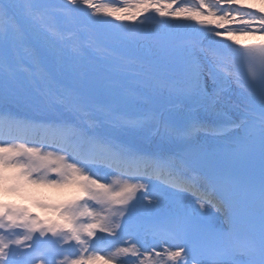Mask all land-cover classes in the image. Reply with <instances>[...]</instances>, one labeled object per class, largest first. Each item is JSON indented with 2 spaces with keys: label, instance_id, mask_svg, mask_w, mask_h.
Instances as JSON below:
<instances>
[{
  "label": "snow or ice",
  "instance_id": "6c2138e0",
  "mask_svg": "<svg viewBox=\"0 0 264 264\" xmlns=\"http://www.w3.org/2000/svg\"><path fill=\"white\" fill-rule=\"evenodd\" d=\"M152 13L193 38L150 39ZM33 43L51 57L46 66L13 62ZM232 91L235 117L221 108ZM8 95L61 115L0 112V197L71 195L34 199L43 217L0 199V264H264V0H0V105ZM145 131L187 144L232 138L227 158L258 154L259 178L209 163L195 146L164 155L117 135ZM169 197L176 209L161 212Z\"/></svg>",
  "mask_w": 264,
  "mask_h": 264
},
{
  "label": "bare ground",
  "instance_id": "6f19581e",
  "mask_svg": "<svg viewBox=\"0 0 264 264\" xmlns=\"http://www.w3.org/2000/svg\"><path fill=\"white\" fill-rule=\"evenodd\" d=\"M249 2H258V0H249ZM108 19H111V18H108ZM126 23H130V22H126ZM172 23L178 24V23H194V22H184V21L173 20ZM147 27L149 28V30H147V33L150 34V39L160 40V41H164V42H171L174 44H177V42L179 41L180 38H178V35L180 33L187 34L186 30L180 31L181 29H187V28L169 27L171 30V34H172V39L166 41V38H165L166 37V35H165L166 31L158 29V28H154L151 25H147ZM96 30H97V32L100 31L98 28ZM97 32H95V33H97ZM188 34L193 37L192 31H189ZM102 38H103V35H102ZM98 43H100V42H98ZM36 44H37V46H36L37 51L41 50L43 54L44 53L46 54V50L39 43H33L28 48L23 47V50L28 51V50L34 48V46ZM14 53L17 55V52H14ZM123 54L128 55V56L133 57V58H136V59H140L144 55V50L134 48V51H130L128 49H125V50H123ZM11 57H14L13 53L11 54ZM32 57H34V55L32 53L28 54V56L24 59H21V61L22 62H28ZM37 57H38V54H37ZM47 64L48 63H46V65ZM23 83H24V87L29 86V84L28 83L26 84L25 81H23ZM29 93L32 95H35V93L32 92V89H31V91H29ZM15 98H17V97H15ZM18 99L21 100V99H23V97L19 96ZM12 101H14V100H12ZM239 102H240V97L238 96V94L235 91H232V92L227 93L224 96L222 103H221V108L223 109V111L227 112L229 115H232L233 113L230 110L233 109V107L235 108V105H237ZM21 104L27 106L29 109H33L36 112H40V113L43 112L44 113V111H38L36 106L33 103L28 102L24 99H23ZM235 110H236V108H235ZM46 113L50 117L53 114L56 119L60 118V115L56 114L55 112H46ZM63 115L66 117L68 114L63 113ZM47 119H51V118H47ZM149 132L150 131H145L143 133L129 134V135L122 134L120 137L122 138V141L130 142L132 144H133L132 141H134V140L137 141L136 143L133 144L134 146L136 144H140V142H142L143 145L147 147V146L151 145V143H153L155 141V138L158 136V135H152L149 137V136H147V134ZM70 195H71V192L67 191V190L58 191V190L50 189V188H39V189L30 190L27 198L21 197L18 195H11L10 194V195L0 197V199H5L4 197H7L6 201H8L10 203H15V204H19V205H23L25 207H28L31 209L32 212L36 213L38 216L43 217L46 215V213H44L40 209H37L33 206V200L34 199H44L47 201H58V200L66 199ZM160 205H162V207H164L165 201H163L161 199Z\"/></svg>",
  "mask_w": 264,
  "mask_h": 264
}]
</instances>
